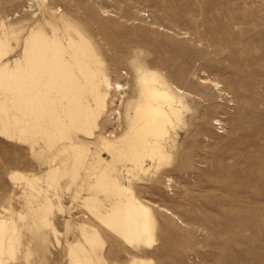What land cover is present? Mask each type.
Segmentation results:
<instances>
[{
  "label": "rangeland",
  "instance_id": "1",
  "mask_svg": "<svg viewBox=\"0 0 264 264\" xmlns=\"http://www.w3.org/2000/svg\"><path fill=\"white\" fill-rule=\"evenodd\" d=\"M30 31L62 42L67 67L35 75L45 97L35 89L30 110L0 87V264H264V0H0L3 62L21 60L22 92L36 83ZM143 76L178 114L165 158L139 167ZM82 110L98 114L91 125ZM124 186L151 207L150 245L91 213L118 207Z\"/></svg>",
  "mask_w": 264,
  "mask_h": 264
},
{
  "label": "bare ground",
  "instance_id": "2",
  "mask_svg": "<svg viewBox=\"0 0 264 264\" xmlns=\"http://www.w3.org/2000/svg\"><path fill=\"white\" fill-rule=\"evenodd\" d=\"M81 40L83 41L84 39L81 38ZM67 41L69 48L76 55V59L80 64V70L85 74V76H87V78L89 76H93L94 70L89 65L90 62L88 60L85 61L87 56L84 48L74 42L70 36H67ZM62 46V42L55 37L50 39L39 32L30 31L25 38L22 47V60L26 66V70L29 71V76L32 77V75L35 76L38 73H46L45 71L47 70H55L61 75L63 68L67 67L66 59L62 58V54L66 52L65 48L63 49ZM9 50L10 45L7 41L0 42V63L7 59L9 56ZM22 73L23 65L21 60H16L13 68H10L7 62H3L0 65V87L9 85L11 82L14 92L18 93L16 100L21 104L24 110L27 108L30 110L34 107V103H36L34 100H38V96L37 98L32 96L34 94V90H37L40 97L43 96L42 90H39V88L36 87L37 85H43V83L38 81V76H35L34 80L36 83L31 84L32 87L22 92L23 88L20 84L23 77ZM141 81L144 84L143 91L145 92V101L137 104L134 108L136 118L134 135L138 137V139L137 145L134 147L133 158L131 160L135 166L139 165V167L142 166L144 160L147 158L155 157L156 160L158 159V162H160L159 160L165 158L161 142L165 139L169 132V128L173 125V117H176L178 114V110L174 108V104L176 103L175 98L168 90L159 86L153 77L147 78L143 76ZM106 87L110 88L109 85H106ZM115 87L118 90H122V86L115 85ZM103 99L104 97H102V101ZM0 108L4 112L6 111L3 102H0ZM90 115L92 116V119H96L98 117V114H95L94 112H91ZM90 115L85 110L81 111L82 122L86 126L89 124L91 125ZM90 134L92 133L90 132ZM145 134H150V140L145 139ZM119 191L122 194L123 199L118 207L100 216L95 214L94 210H92L91 213L96 216L98 221L103 226L113 231L127 245H150L153 239V219L151 220V207L135 198L129 188L125 186L119 187ZM160 210L164 211L162 208ZM166 213L170 214V212ZM76 259L77 264H90L89 262L78 260V258Z\"/></svg>",
  "mask_w": 264,
  "mask_h": 264
}]
</instances>
